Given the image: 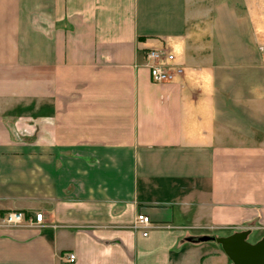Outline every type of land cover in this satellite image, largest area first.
Returning <instances> with one entry per match:
<instances>
[{"label":"crops","instance_id":"obj_1","mask_svg":"<svg viewBox=\"0 0 264 264\" xmlns=\"http://www.w3.org/2000/svg\"><path fill=\"white\" fill-rule=\"evenodd\" d=\"M256 28L264 0H0V264H231L198 238L264 233Z\"/></svg>","mask_w":264,"mask_h":264},{"label":"built area","instance_id":"obj_2","mask_svg":"<svg viewBox=\"0 0 264 264\" xmlns=\"http://www.w3.org/2000/svg\"><path fill=\"white\" fill-rule=\"evenodd\" d=\"M150 76L154 82L171 81L176 73H181L182 68L174 66V55L167 53L164 49H151L146 54ZM43 220L42 213L35 214V221L31 216L26 217L22 212H10L5 218V222L10 226L32 225L35 222L40 223ZM151 225V219L146 214H138L135 222L136 228H145ZM143 235H147L144 232ZM68 262L76 261V254L68 255Z\"/></svg>","mask_w":264,"mask_h":264},{"label":"water","instance_id":"obj_3","mask_svg":"<svg viewBox=\"0 0 264 264\" xmlns=\"http://www.w3.org/2000/svg\"><path fill=\"white\" fill-rule=\"evenodd\" d=\"M250 230L235 232L228 236L204 235L200 241L215 240L220 243L232 264H264V238L255 243L247 241Z\"/></svg>","mask_w":264,"mask_h":264},{"label":"rangeland","instance_id":"obj_4","mask_svg":"<svg viewBox=\"0 0 264 264\" xmlns=\"http://www.w3.org/2000/svg\"><path fill=\"white\" fill-rule=\"evenodd\" d=\"M256 31H257V34H258V37L260 38L259 40L264 43V36L261 37L260 35V32L258 30V28H256ZM216 234H228L227 231H224V232H221V231H218V232H215ZM262 237H264V233H261L260 231H251L250 234L248 235L247 237V241L250 242V243H255L257 242L258 240L262 239ZM217 244V243H215ZM232 264V263H231Z\"/></svg>","mask_w":264,"mask_h":264}]
</instances>
